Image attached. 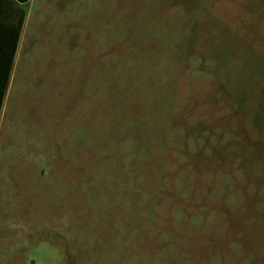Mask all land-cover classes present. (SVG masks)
<instances>
[{"label":"rangeland","instance_id":"rangeland-1","mask_svg":"<svg viewBox=\"0 0 264 264\" xmlns=\"http://www.w3.org/2000/svg\"><path fill=\"white\" fill-rule=\"evenodd\" d=\"M0 264H264V0H34Z\"/></svg>","mask_w":264,"mask_h":264},{"label":"crops","instance_id":"crops-1","mask_svg":"<svg viewBox=\"0 0 264 264\" xmlns=\"http://www.w3.org/2000/svg\"><path fill=\"white\" fill-rule=\"evenodd\" d=\"M33 1L0 0V119L11 92L14 62L26 36L29 9ZM13 49L16 53L12 61Z\"/></svg>","mask_w":264,"mask_h":264},{"label":"trees","instance_id":"trees-1","mask_svg":"<svg viewBox=\"0 0 264 264\" xmlns=\"http://www.w3.org/2000/svg\"><path fill=\"white\" fill-rule=\"evenodd\" d=\"M16 41L14 42V47H16ZM15 53H16V50L15 49H13L12 50V61L14 60V57H15ZM0 107H1V101H0Z\"/></svg>","mask_w":264,"mask_h":264}]
</instances>
